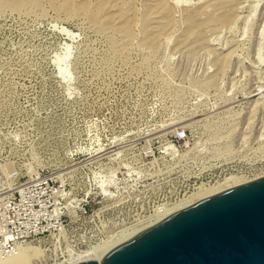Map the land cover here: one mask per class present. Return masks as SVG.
<instances>
[{
    "label": "rangeland",
    "instance_id": "374dc122",
    "mask_svg": "<svg viewBox=\"0 0 264 264\" xmlns=\"http://www.w3.org/2000/svg\"><path fill=\"white\" fill-rule=\"evenodd\" d=\"M38 177L64 227L0 264H66L264 177V0H0V198Z\"/></svg>",
    "mask_w": 264,
    "mask_h": 264
},
{
    "label": "water",
    "instance_id": "95a60500",
    "mask_svg": "<svg viewBox=\"0 0 264 264\" xmlns=\"http://www.w3.org/2000/svg\"><path fill=\"white\" fill-rule=\"evenodd\" d=\"M101 262L264 264V177L172 214L115 247Z\"/></svg>",
    "mask_w": 264,
    "mask_h": 264
},
{
    "label": "built area",
    "instance_id": "2783aa9c",
    "mask_svg": "<svg viewBox=\"0 0 264 264\" xmlns=\"http://www.w3.org/2000/svg\"><path fill=\"white\" fill-rule=\"evenodd\" d=\"M178 136L185 137L186 130H179ZM59 198V189L48 177H38L35 182L16 190L12 196L1 197L0 255L28 239L62 230L64 216L58 206Z\"/></svg>",
    "mask_w": 264,
    "mask_h": 264
},
{
    "label": "bare ground",
    "instance_id": "6f19581e",
    "mask_svg": "<svg viewBox=\"0 0 264 264\" xmlns=\"http://www.w3.org/2000/svg\"><path fill=\"white\" fill-rule=\"evenodd\" d=\"M218 7H220V6H218ZM197 17H196V15H193L192 17H191V21H193L194 22V20L196 21L197 19H196ZM240 185H242V183H239V184H228V185H224V186H222V187H220V188H217V189H213V190H210V191H207V192H205L203 195H202V197H201V199H199V201L200 200H203V199H206V198H208V197H211V196H213V195H215V194H218V193H220V192H223V191H225V190H228V189H231V188H234V187H237V186H240ZM197 203V202H196ZM194 204V203H193ZM188 207L190 206V205H187ZM187 206L185 205L184 207H182V208H187ZM181 208V207H180ZM178 210V209H177ZM182 210V209H181ZM178 211H180V210H178ZM178 211H175V210H173V211H170V212H167V213H165V214H163V215H161L155 222H153L152 224H151V226L149 227V226H144V228L143 229H140V228H136L133 232H131V233H128V234H126L125 236H123L122 238H117V239H114L113 240V242H111L110 244H108V245H106L105 247H103L102 249H101V251H98L96 254H93V252H92V254H84V255H80V256H76L77 258L76 259H74L73 258V260H70L68 263H66V264H78L79 262H83V261H88V260H96V261H98L99 263H101L102 264V259L111 251V250H113L115 247H117V246H119V245H121L122 243H124V242H126V241H128V240H130L131 238H133V237H135V236H137V235H139L140 233H142V232H144V231H146V230H148L149 228H151V227H153V226H156V225H158L159 223H161L163 220H165L166 218H168L169 216H171L172 214H174V213H176V212H178ZM174 212V213H173ZM161 220V222H159V223H156V222H158V221H160ZM153 224H155V225H153ZM153 225V226H152ZM121 237V236H120ZM2 255V254H1ZM0 255V256H1ZM63 264V263H62Z\"/></svg>",
    "mask_w": 264,
    "mask_h": 264
}]
</instances>
